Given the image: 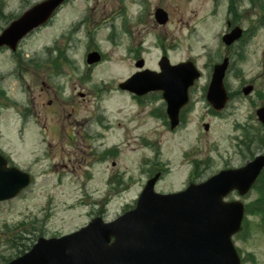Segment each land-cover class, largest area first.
<instances>
[{
  "label": "rangeland",
  "instance_id": "obj_1",
  "mask_svg": "<svg viewBox=\"0 0 264 264\" xmlns=\"http://www.w3.org/2000/svg\"><path fill=\"white\" fill-rule=\"evenodd\" d=\"M40 1L0 0V33L8 16L18 17ZM153 2L170 15L168 26L153 35L161 36L158 40L168 46L173 61L196 58L205 73L201 84L212 65L227 55L220 35L228 31V22L247 30L244 41L231 51L226 82L234 91L242 82L253 84L256 93L250 99L236 97L225 115L217 117L198 91L186 127L175 132L163 117L154 116L162 99L137 104L123 93L118 84L137 71L130 49L141 50L145 29L140 18L149 16ZM235 5L238 17L230 11V0H71L52 22L27 36L18 52L0 50V85L9 96L0 100V150L12 165L33 176L19 196L0 202V258L20 254L9 243L7 229L12 232L22 222L35 228L38 238H50L79 230L98 208L112 220L126 205H135L148 178L147 157L158 156L171 167L157 185L165 192L184 187L195 159L204 160L200 166L204 177L243 164L237 139L241 132L235 124H258L252 117L264 100L257 96L264 95V11L250 0ZM95 47L105 59L89 67L85 57ZM58 49L67 57L60 67L49 61L51 55L57 57ZM160 54L159 43L154 44L146 55L147 66L156 68ZM204 122L210 123L208 131ZM197 145L183 159L184 152ZM108 148H116V153L105 158L102 154ZM253 150L259 153L264 145ZM113 175L122 176L127 189L105 196ZM257 195L254 190L243 200L249 203ZM230 198L239 196L234 193ZM248 220V233L237 245L249 260L254 255L256 264H261L262 217L250 214ZM252 261L249 264H255Z\"/></svg>",
  "mask_w": 264,
  "mask_h": 264
},
{
  "label": "water",
  "instance_id": "obj_2",
  "mask_svg": "<svg viewBox=\"0 0 264 264\" xmlns=\"http://www.w3.org/2000/svg\"><path fill=\"white\" fill-rule=\"evenodd\" d=\"M65 1L45 0L26 10L0 34V48L16 50L19 41L45 24ZM240 35L237 28L225 40L230 43ZM100 59L98 53H91L88 62ZM161 66L163 73L145 70L120 87L138 94L163 89L175 127L179 110L188 101L187 90L200 74L189 63L172 66L164 59ZM226 69L227 60L215 66L208 93L209 101L220 109L227 101ZM258 115L264 123V107ZM263 168L264 155H260L241 168L221 171L173 194L154 192L156 176L148 182L137 207L117 220H93L60 238L41 237L29 252L8 264H241L232 236L241 228L245 207L241 201L226 202L224 197L232 190L245 195ZM30 182L28 173L9 166L0 154V201L16 197Z\"/></svg>",
  "mask_w": 264,
  "mask_h": 264
},
{
  "label": "flooded vegetation",
  "instance_id": "obj_3",
  "mask_svg": "<svg viewBox=\"0 0 264 264\" xmlns=\"http://www.w3.org/2000/svg\"><path fill=\"white\" fill-rule=\"evenodd\" d=\"M155 1V0H154ZM233 0H230V2H232ZM252 2V5H254L255 7H258L259 9L262 10V2L264 3L263 0H250ZM154 3V2H153ZM254 3V4H253ZM163 8L164 10H166L168 12V9L166 7H163L159 4H152V5H149L148 6V9L147 10H150L151 12H148V15H143L141 16V21H142V24H144V29L145 31L143 32L142 34V37L140 39V48L142 47L143 43L144 44H147V41H149V39L152 38L153 36V33L154 32H157L160 27L159 24H157V20H156V11L158 8ZM230 11H233V8H230ZM169 14V12H168ZM170 19V17H169ZM245 37V33L242 37V39L240 40H244L243 38ZM149 46V44H147ZM152 44H150L151 46ZM231 48V46L229 47ZM92 50H96V48H92ZM100 51V50H99ZM101 52V51H100ZM130 53L135 55V58H136V61H139L141 59H144L145 63L147 64V56L146 55H149L150 54V51L147 49V48H142L141 50H133V49H130ZM101 55H102V60L103 58H105V55L101 52ZM227 82H226V87L227 89L229 90V94L231 96V98H234L235 96H237L238 94L242 95L243 94V88H244V84H240L238 90L234 91V90H230L227 86ZM208 86H206L207 88ZM231 88V87H230ZM198 91H202V99L205 98L206 96V93H205V85L204 86H201L198 82L195 83V86L193 88L190 89V94H191V98L193 101H195L194 99V96L195 94L198 92ZM86 95V94H85ZM154 95H152L151 97H153ZM159 98L162 97V95H158ZM85 97V96H84ZM135 100H137L138 102H143V101H147V99L151 98V97H148V95L146 96H140V97H136V96H132ZM197 102H195L196 104ZM249 262H251V260H246L243 258V264H249ZM261 264H264V260H263V263Z\"/></svg>",
  "mask_w": 264,
  "mask_h": 264
},
{
  "label": "trees",
  "instance_id": "obj_4",
  "mask_svg": "<svg viewBox=\"0 0 264 264\" xmlns=\"http://www.w3.org/2000/svg\"><path fill=\"white\" fill-rule=\"evenodd\" d=\"M7 18H8L7 22H10L12 19L15 18V16L10 15ZM4 95H5L4 91L0 88V96H4ZM255 189L258 192V197L247 204V213L260 215L262 217V221L264 222V172L259 178L255 186ZM263 230H264V225H263ZM35 231H36L35 228L33 227L30 228L26 222H22L12 232L11 230L7 229V233H9L10 236L9 243L11 244V246L16 248L19 253H23L31 246L33 238L38 237L37 235H35ZM7 260L9 259L5 258L4 256H1L0 258V261L2 262H6Z\"/></svg>",
  "mask_w": 264,
  "mask_h": 264
}]
</instances>
